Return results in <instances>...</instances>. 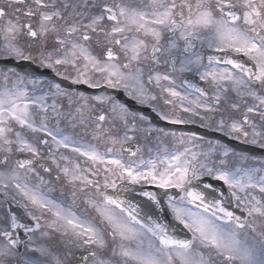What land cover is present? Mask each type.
Returning a JSON list of instances; mask_svg holds the SVG:
<instances>
[{
  "label": "snow or ice",
  "instance_id": "obj_1",
  "mask_svg": "<svg viewBox=\"0 0 264 264\" xmlns=\"http://www.w3.org/2000/svg\"><path fill=\"white\" fill-rule=\"evenodd\" d=\"M7 60L0 264H264V159L117 98L264 149V0H0Z\"/></svg>",
  "mask_w": 264,
  "mask_h": 264
},
{
  "label": "flooded vegetation",
  "instance_id": "obj_2",
  "mask_svg": "<svg viewBox=\"0 0 264 264\" xmlns=\"http://www.w3.org/2000/svg\"><path fill=\"white\" fill-rule=\"evenodd\" d=\"M33 54H35V52ZM5 64H7L9 66L17 67L18 70H20L21 72H24V71L30 72L31 74H33L35 76H38V77L55 78L50 70L39 68L37 65L31 64L30 62H26V61L16 62V61H13V60L0 61V66H3ZM187 75H190V74H187ZM55 79H59V78H55ZM194 82H199V81H198V79H195ZM69 87H70V90L71 89H78L79 91H83L85 93H90V92L93 91L91 89H88L85 85H70ZM117 98L120 99L121 101L127 103L131 108L139 109L140 111H143L144 113L148 114L151 117L152 122L154 124H157L159 126H165V127H168V128H174V129H176L178 131H194L197 134L205 135L207 139L220 140L222 143L227 144V142L225 141L226 139H228L227 137H224L220 133H214V132L208 131L207 129L201 128V127H199L198 124L186 125L185 127H189L190 130H183L182 128H177V127H181V126L165 125L164 122L160 121L158 119V117H156L155 114L151 112L150 109H148V108H140V106L136 105L135 102H133L131 100H128L127 97H125L122 92L117 94ZM87 139L90 140L91 139L90 136L87 137ZM235 142H237V141H235ZM237 143H239V142H237ZM140 144H141V146L145 147V149L148 146V142L144 141V140H141ZM242 145H244V144H242ZM245 146L254 147V146H251V145H245ZM254 148H257V147H254ZM248 154L252 155L250 153H248ZM253 156L257 157L258 159H264V157H260V156H256V155H253ZM42 175L45 176L46 180H51L57 186V191L55 193H53L52 195L56 196L59 199H64V197H62L60 195V192H59V188L62 185V181H56L55 180V176H56L55 169H53V172L51 174L42 173ZM0 199H3V194L2 193H0ZM61 256H62V254H61ZM62 258H63V256H62ZM67 264H73V258L69 257V259L67 261Z\"/></svg>",
  "mask_w": 264,
  "mask_h": 264
},
{
  "label": "water",
  "instance_id": "obj_3",
  "mask_svg": "<svg viewBox=\"0 0 264 264\" xmlns=\"http://www.w3.org/2000/svg\"><path fill=\"white\" fill-rule=\"evenodd\" d=\"M231 144L234 145V143L231 142ZM236 148H239V149H243V150H246V151H249L250 153H254L256 155H262L264 156V151L263 150H258V149H254V148H250V147H239V146H236L234 145Z\"/></svg>",
  "mask_w": 264,
  "mask_h": 264
}]
</instances>
